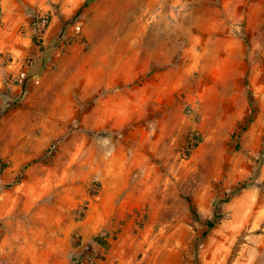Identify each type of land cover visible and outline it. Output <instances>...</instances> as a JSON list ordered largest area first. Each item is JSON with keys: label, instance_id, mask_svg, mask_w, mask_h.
<instances>
[{"label": "rangeland", "instance_id": "rangeland-1", "mask_svg": "<svg viewBox=\"0 0 264 264\" xmlns=\"http://www.w3.org/2000/svg\"><path fill=\"white\" fill-rule=\"evenodd\" d=\"M19 173L0 264H264V0H0Z\"/></svg>", "mask_w": 264, "mask_h": 264}, {"label": "trees", "instance_id": "trees-1", "mask_svg": "<svg viewBox=\"0 0 264 264\" xmlns=\"http://www.w3.org/2000/svg\"><path fill=\"white\" fill-rule=\"evenodd\" d=\"M23 91H24V86H22L21 85V93H23ZM34 163V161H31V162H29V163H27L24 167L26 168V167H29L31 164H33ZM23 167V169H25ZM22 172V171H21ZM21 179H22V174L21 173H19L14 179H13V181L11 182V183H9V184H7V185H4V186H2V187H0V190H6V189H10V188H12L14 185H17L20 181H21ZM219 215L217 214V207H216V205H214L213 206V219H212V221H210V222H208L207 223V227H208V229H211L213 226H214V224L216 223V221L219 219ZM96 241H101L99 238H96Z\"/></svg>", "mask_w": 264, "mask_h": 264}]
</instances>
